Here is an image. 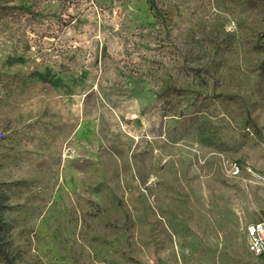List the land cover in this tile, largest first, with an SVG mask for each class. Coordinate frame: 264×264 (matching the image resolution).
I'll return each mask as SVG.
<instances>
[{
  "label": "rangeland",
  "instance_id": "obj_1",
  "mask_svg": "<svg viewBox=\"0 0 264 264\" xmlns=\"http://www.w3.org/2000/svg\"><path fill=\"white\" fill-rule=\"evenodd\" d=\"M0 193L12 264H264V2L0 0Z\"/></svg>",
  "mask_w": 264,
  "mask_h": 264
},
{
  "label": "built area",
  "instance_id": "obj_2",
  "mask_svg": "<svg viewBox=\"0 0 264 264\" xmlns=\"http://www.w3.org/2000/svg\"><path fill=\"white\" fill-rule=\"evenodd\" d=\"M237 171V168H234ZM248 247L251 252L260 254L264 252V223L255 221L246 227Z\"/></svg>",
  "mask_w": 264,
  "mask_h": 264
},
{
  "label": "trees",
  "instance_id": "obj_3",
  "mask_svg": "<svg viewBox=\"0 0 264 264\" xmlns=\"http://www.w3.org/2000/svg\"><path fill=\"white\" fill-rule=\"evenodd\" d=\"M264 2V0H262ZM1 208H2V204H1V193H0V230L2 228L3 222L1 220ZM0 251L2 253V258L4 260L3 264H12L10 258L8 257V254L3 250V246L0 243Z\"/></svg>",
  "mask_w": 264,
  "mask_h": 264
},
{
  "label": "crops",
  "instance_id": "obj_4",
  "mask_svg": "<svg viewBox=\"0 0 264 264\" xmlns=\"http://www.w3.org/2000/svg\"><path fill=\"white\" fill-rule=\"evenodd\" d=\"M262 253H264V252H262Z\"/></svg>",
  "mask_w": 264,
  "mask_h": 264
}]
</instances>
